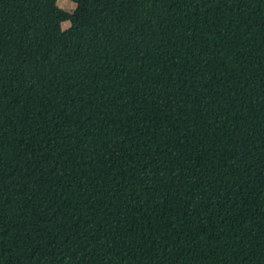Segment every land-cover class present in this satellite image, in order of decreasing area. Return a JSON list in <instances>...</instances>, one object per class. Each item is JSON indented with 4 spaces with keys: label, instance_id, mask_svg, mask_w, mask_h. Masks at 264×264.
I'll return each mask as SVG.
<instances>
[{
    "label": "trees",
    "instance_id": "1",
    "mask_svg": "<svg viewBox=\"0 0 264 264\" xmlns=\"http://www.w3.org/2000/svg\"><path fill=\"white\" fill-rule=\"evenodd\" d=\"M73 1L0 0V264H264V0Z\"/></svg>",
    "mask_w": 264,
    "mask_h": 264
},
{
    "label": "rangeland",
    "instance_id": "2",
    "mask_svg": "<svg viewBox=\"0 0 264 264\" xmlns=\"http://www.w3.org/2000/svg\"><path fill=\"white\" fill-rule=\"evenodd\" d=\"M58 4L69 11H74V9L77 7V3L73 0H58ZM71 24L70 21L63 22V28L69 27Z\"/></svg>",
    "mask_w": 264,
    "mask_h": 264
}]
</instances>
